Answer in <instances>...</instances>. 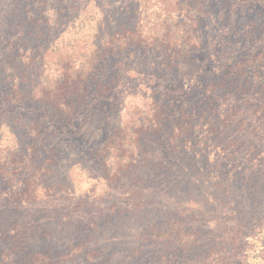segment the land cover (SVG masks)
<instances>
[{
  "label": "trees",
  "instance_id": "obj_1",
  "mask_svg": "<svg viewBox=\"0 0 264 264\" xmlns=\"http://www.w3.org/2000/svg\"><path fill=\"white\" fill-rule=\"evenodd\" d=\"M112 1L2 0L0 125L10 136L6 144L0 139V181L16 209L43 203L57 218L12 217L0 232V264H186L195 230H208L206 242L222 248L206 264H224L226 247L264 229V0L231 7L226 24L221 16L213 21L221 31L208 33L206 42L198 30L212 21L208 1L196 14L187 8L177 23L179 0L169 8L145 0L148 21L137 27L116 21ZM122 8L131 14L130 5ZM241 41L244 51L232 53ZM183 42L188 51L197 42L203 53H166L162 79L133 53L134 47L181 52ZM184 62L189 69L181 72ZM155 78L165 83L162 99L152 92ZM130 91L123 119L111 124ZM194 91L191 104L181 103ZM93 126L109 131L92 153L108 178L87 188L50 182L65 159L50 138H74L75 150ZM152 161L159 165L149 168ZM189 180L207 187L216 216L195 208L191 219L186 203H177L186 202ZM118 183L122 195L115 201ZM233 187L242 189L239 196ZM257 194L262 198L253 208L235 207ZM52 223L73 226L60 247L52 243L59 235Z\"/></svg>",
  "mask_w": 264,
  "mask_h": 264
},
{
  "label": "rangeland",
  "instance_id": "obj_2",
  "mask_svg": "<svg viewBox=\"0 0 264 264\" xmlns=\"http://www.w3.org/2000/svg\"><path fill=\"white\" fill-rule=\"evenodd\" d=\"M168 1V2H167ZM163 0V3L159 0L156 1L157 5H161L163 8L171 7L170 2L171 0ZM208 1L210 9H211V15L210 20H203V22L200 23V28L198 32H200L199 39L207 41V34L209 35H215L217 31H221V24L214 25L215 21H219V17L221 16L223 20H226L228 17V13H230L231 7L240 6L241 3L244 2V0H179V7L181 6L183 8L182 13H178L176 18H174V21L180 22L182 19H185L187 16V8L191 9V12L196 14V10L198 7L202 5V3H206ZM243 1V2H242ZM1 3L2 0H0V9H1ZM127 3L128 6L130 5V13L129 15L126 14L127 10H124L122 8V4ZM162 3V4H161ZM175 3V1H174ZM201 3V4H200ZM145 0H113L111 7L115 8V10L118 11L117 15L114 16L117 20V22L120 23H126V26H134L136 24L137 26H141L143 24L147 23V16L149 14V10L145 8L146 6ZM200 4V5H199ZM247 5V3H245ZM172 8L176 9L175 5H172ZM262 9L264 6L261 7ZM1 12V11H0ZM137 12V13H135ZM127 16V19H125ZM140 19V23H136ZM240 20V19H239ZM238 20V21H239ZM186 21V20H185ZM214 21V22H213ZM247 19H243V22H238L239 30H242L245 28L247 24ZM227 20L224 21L223 24H226ZM214 25V26H213ZM186 39V38H185ZM201 41V40H200ZM237 48L233 49L232 53H238L239 48L244 51L243 48V42L236 45ZM181 47L184 48L179 52L180 50H176L175 48L172 49H166L164 47L161 48H137L134 47L133 53L137 54L136 58L144 59L147 63L146 68L148 73H155V75H158L160 79L165 78L167 70V65L164 62L166 53H203L201 49H197V42L194 44L191 48V51L186 50V42L181 43ZM140 62L136 61L135 64H139ZM179 71L185 72L189 69L186 62L180 64ZM180 72V73H181ZM176 73V71H171L170 74ZM160 74V75H159ZM162 77V78H161ZM160 79H154V84L152 87V92L157 93L156 97L157 99H162L164 97L165 90L161 89L163 86L162 80ZM160 81V82H159ZM151 84V82L149 83ZM198 92V89L196 90ZM194 91L190 96L188 94L183 95V99H181V103L183 104H191L193 99H196L197 92ZM133 91L129 92V96H126L123 103L119 105L117 111L113 113V116L110 117V123L115 124L119 123L121 119H123L127 106L130 104V102L133 99ZM188 96V97H186ZM95 127L91 132L84 134L83 136H80L78 138V147L75 148V150L72 148L74 143H71L72 140L76 139H66L65 137L61 135H56L54 137L50 138V147L55 148L58 151H61L64 153L65 159H63V163L60 167H57L56 172L52 175L50 182L56 181L57 183H66V184H74L76 186H81L83 188H87L89 183L93 181L95 178H97L98 181H103L108 178V171L106 169H103L101 167V160H93L92 153L99 150L101 147H103L104 142L109 134V131L106 130V128L102 127ZM11 130V129H10ZM15 131V130H14ZM17 131V130H16ZM18 132V131H17ZM22 134H20L21 136ZM10 136V131L6 129L4 126L0 125V139L4 138L3 143H5V139ZM19 138V137H18ZM6 144V143H5ZM22 150H25L26 148V141L21 143ZM153 163V164H152ZM148 164V163H147ZM158 166L159 164L156 161H152L149 163V168ZM192 177L190 178V180ZM189 180V186L186 188V202L183 201H177L180 205H185L186 203V213L187 216L191 219H194L196 216L195 208L199 209V212L202 213V216H209L214 217L216 216V213L213 212L212 207L207 205V199L205 196V193L207 191V187L202 186V184L196 183L194 180ZM97 181V183H98ZM55 183V182H54ZM121 183H118V189L113 193V200L118 201L121 198L122 191H121ZM242 189L240 187H233V192H236L237 195H240V192ZM261 195L257 194L254 196H247L239 199L238 201L243 202L237 205V202L235 201V207L237 209H243L247 208L248 206H252L255 201L261 199ZM247 201V202H246ZM250 201V202H249ZM89 204H92L93 200L90 199ZM170 202V201H168ZM110 202H104V206H109ZM44 204H34V203H27L23 206H20L18 209H16L13 204H10L8 201V197L5 195V186L2 185L0 181V232L3 233L2 229L6 227L5 225H9L11 218L16 217L17 219L23 220L24 218H27L28 216H34V219H45L48 218H57L54 217L55 212L49 210H44ZM175 206H173V209ZM221 206H215L216 212L220 211ZM231 208V206H230ZM199 214V213H197ZM155 218V216H154ZM65 222V220H64ZM63 222V224H64ZM58 223H52V229L56 231L59 235H54L52 243L54 247H60L61 245L66 243V236H65V230L71 231L73 229V226L70 227H63L57 226ZM62 224V225H63ZM137 229V228H135ZM141 227L137 229V231H140ZM191 230V229H190ZM192 231V230H191ZM192 233V232H191ZM195 233H197V239H200L199 241H193L190 242L188 245H186V264H206L207 262H211V259L208 258V255L210 253L215 252L216 250L221 251V246L218 245V243L213 242H206L207 238H210V235H208V230L198 231L195 230ZM206 243H208L206 245ZM211 245V246H209ZM45 246V245H44ZM216 247L217 249H215ZM230 247V246H229ZM226 247L225 249V255H227L226 262L224 264H264V229H258L257 233L251 234L248 238H246L245 242L240 244L239 246H234L233 248ZM214 251H213V250ZM119 255H121L119 253ZM118 256V254H117ZM116 256V257H117ZM216 255L212 256L215 258ZM76 264H84L82 261L77 262Z\"/></svg>",
  "mask_w": 264,
  "mask_h": 264
}]
</instances>
